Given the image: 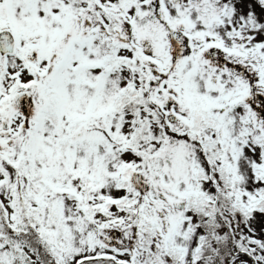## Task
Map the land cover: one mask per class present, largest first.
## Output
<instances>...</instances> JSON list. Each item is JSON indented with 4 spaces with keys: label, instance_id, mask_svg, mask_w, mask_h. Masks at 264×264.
Returning a JSON list of instances; mask_svg holds the SVG:
<instances>
[{
    "label": "snow or ice",
    "instance_id": "snow-or-ice-1",
    "mask_svg": "<svg viewBox=\"0 0 264 264\" xmlns=\"http://www.w3.org/2000/svg\"><path fill=\"white\" fill-rule=\"evenodd\" d=\"M0 264H264V0H0Z\"/></svg>",
    "mask_w": 264,
    "mask_h": 264
}]
</instances>
